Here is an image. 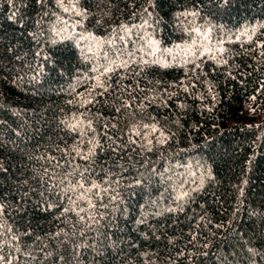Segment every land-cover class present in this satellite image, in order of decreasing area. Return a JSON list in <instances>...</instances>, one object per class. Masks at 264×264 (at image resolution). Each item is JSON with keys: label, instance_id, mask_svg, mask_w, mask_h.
Segmentation results:
<instances>
[{"label": "trees", "instance_id": "16d2710c", "mask_svg": "<svg viewBox=\"0 0 264 264\" xmlns=\"http://www.w3.org/2000/svg\"><path fill=\"white\" fill-rule=\"evenodd\" d=\"M146 6L144 0H80V7L87 8L89 14L76 24L78 18L71 11L64 12L56 0H48L43 7L35 0H0V137L13 142L0 149V161L8 168L6 176L0 175L5 190L14 191L13 182L22 179L39 189L38 181L31 177L43 175L45 168L51 173V168L47 159L35 157L55 156L59 160L62 151L57 145L64 150L65 144L74 143L73 138L79 140L61 121L74 123V117L84 111L79 103L68 101L91 99L88 91L92 81L83 75L87 68L75 41L62 40L61 35L75 32L107 37L119 24H141L131 12ZM185 9L199 10L195 22L213 27L212 43L224 41L228 63L204 57L203 62L197 60L200 68L195 73L189 66L161 68L146 76V80L172 85L168 92L177 93L170 101L162 90L148 93L156 95L155 105L167 102L159 108L157 119L174 135L151 153L132 156L135 169L128 176L146 182L122 194L127 212L114 213V219L101 218L85 240L79 237V227H73L74 214L61 217L56 209L50 214L29 213L25 223L15 225L21 231L30 226L43 244L49 243L48 234L60 229L69 235L76 231L73 239L77 243H91L98 232L104 233L98 244L115 241L123 249L119 255L113 251L108 264H264V47L260 46L264 44V30L260 29L264 0H231L226 7L217 0H159L157 8H149L155 12L148 18L149 25L162 47L173 52L158 54L157 59L167 58L171 63L175 57L177 64L182 62L183 52L175 46L190 43L185 30L188 20L177 15ZM14 11L15 18L10 20ZM157 17L161 21L158 26L154 24ZM58 21L69 25L61 35L51 30L62 27ZM252 29L256 30L254 35ZM30 33L40 34L39 44ZM196 76L199 81H192L195 89L188 87L185 92L176 87ZM141 87H146L143 81ZM155 105L147 109L153 116L157 115ZM16 132L21 135L17 137ZM75 163L83 165L79 159ZM121 163L127 166L128 161ZM193 187L198 191L182 202L184 211H165L176 207L170 195ZM8 203L10 211L16 208L14 201ZM80 206L85 205L81 202ZM11 215L21 218L15 211ZM140 218L145 224L136 223ZM91 260L89 250L80 264H90Z\"/></svg>", "mask_w": 264, "mask_h": 264}, {"label": "snow or ice", "instance_id": "6c2138e0", "mask_svg": "<svg viewBox=\"0 0 264 264\" xmlns=\"http://www.w3.org/2000/svg\"><path fill=\"white\" fill-rule=\"evenodd\" d=\"M35 2L43 7L48 0H35ZM84 2L87 3V0ZM138 2L139 0H134V3ZM217 2L226 7L231 0H217ZM9 3H12V0H9ZM56 3L64 12L71 11L78 18L76 24L88 18V9L80 7V0H68V3H65V0H56ZM144 3L146 7L133 8L131 12V17L141 19V24L137 25L134 22L119 24L117 28L110 30L111 34L107 37H97L94 34L85 36L75 32L61 35L69 28V25L63 21H58L62 27H52L51 30L61 35L62 40L75 41L80 59L87 68L83 75L92 81V87L88 91L91 99L69 100L68 103H79L84 111L79 117H74V123L61 121L70 132L77 133L79 140L73 138L74 143L71 146L65 144L64 150L59 149L57 145V150L62 151L59 160L55 156L35 157L47 159L51 168V173L49 168H45L43 175L36 173L31 177L32 180L38 181L39 189L29 186L28 179H22L13 182L14 191L5 190L3 181L0 180V264H80L89 250L92 253L90 264H108V257L113 251L119 255L123 249L119 248L115 241L107 245L97 243L98 238L105 236L104 233L98 232L91 243H77L73 239L77 235L76 231H72L69 235L64 229H60L48 234L49 243L43 244L42 238L35 235L30 226L21 231L15 225L25 223L29 213L50 214L56 209L60 211L61 217L74 214L73 227H79V237L85 240L88 231L93 230V226L99 224L101 218L114 219V213H126L128 209L122 194L133 187H142L146 182L135 176H128V173L135 169L132 156L151 153L156 145L168 143L174 135L168 133L157 119L159 108L166 107L167 102L162 100L159 105H155L156 95L148 96V93H161L162 90L163 94H167L168 101L177 93L168 92V88L173 87L172 85L165 86L161 81L146 80V76L161 68L184 69L189 66L190 71L195 73L200 68L197 60L203 62L204 57L213 61L218 60L223 64L228 63L224 59L228 51L224 47V41L218 40L213 45V27L197 24L195 17L200 15L199 10L187 9L177 13L178 16L188 20V27L185 30L189 32L190 43L175 46L183 52L182 62L177 64L175 57L171 63L167 58L157 59L158 54H171L173 49L162 47L161 41L156 38L155 29L149 25L148 18L155 16V12L149 11V8L153 10L157 8L159 0H144ZM15 15L14 11L9 19H14ZM44 15L49 14L45 12ZM20 19L22 20V17ZM160 22L158 17L154 20L156 26ZM260 29L264 30V25H260ZM251 31L254 35L256 30ZM30 35L39 44L40 34L30 33ZM249 38L251 39V36ZM81 41L86 46L81 47ZM52 43L55 44L57 41L52 40ZM260 46L264 47V44ZM37 55L39 56L40 53L38 52ZM45 59L48 60L50 57ZM76 79H80L79 74ZM193 80L198 82L199 77H190L188 84L180 81L176 87L183 88L185 92L188 87L195 89ZM141 81L146 87H141ZM138 100L139 103H134ZM153 105L156 116L147 111ZM166 121L167 118L165 123ZM15 135L19 137L21 134L16 132ZM6 143L13 142L4 141L0 137V149ZM33 158L28 157V159ZM77 159L82 161L83 165L75 163ZM126 159L127 166L121 163ZM60 161L64 163L61 164ZM137 163L144 162L137 161ZM58 169L60 171H57ZM152 171L155 172V169ZM7 173L8 168L0 161V175L6 176ZM159 175L163 179V174ZM69 177L74 179L70 180ZM183 183L181 182V188ZM196 191L198 188L193 187L181 191L174 197L170 195L169 198L176 207H169L165 211L168 213L184 211L182 202L191 198L192 193ZM131 195L135 196L136 192H132ZM161 195L163 197V194ZM32 196H36L37 199L32 200ZM8 201L16 203V208L11 211L21 216L19 220L11 215ZM64 201L68 202L67 205ZM81 202L84 207L80 206ZM100 209L104 210L103 213H100ZM145 222L143 218L136 221L137 224H145ZM109 223H112V220H109ZM144 235L147 239V234ZM28 241L32 243L29 244ZM248 251L251 252L252 249Z\"/></svg>", "mask_w": 264, "mask_h": 264}]
</instances>
